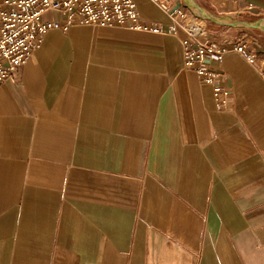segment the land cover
<instances>
[{"label": "crops", "instance_id": "1", "mask_svg": "<svg viewBox=\"0 0 264 264\" xmlns=\"http://www.w3.org/2000/svg\"><path fill=\"white\" fill-rule=\"evenodd\" d=\"M177 8L255 63L210 59L207 83L182 32L77 24L1 85L0 264H264V0Z\"/></svg>", "mask_w": 264, "mask_h": 264}, {"label": "built area", "instance_id": "2", "mask_svg": "<svg viewBox=\"0 0 264 264\" xmlns=\"http://www.w3.org/2000/svg\"><path fill=\"white\" fill-rule=\"evenodd\" d=\"M153 1L170 11L167 31L146 24L135 0H0V87L16 79L20 68L33 59L50 30L67 31L77 24L136 32H182L185 34L182 39L185 66L207 83L213 84L219 77L211 68L210 59L222 61L226 55L236 53L249 63H255L256 58L246 44L232 40L214 43L209 39L206 20L185 9L169 10L171 0ZM47 13H57L62 19L45 20ZM220 91L222 89L216 86V92Z\"/></svg>", "mask_w": 264, "mask_h": 264}]
</instances>
